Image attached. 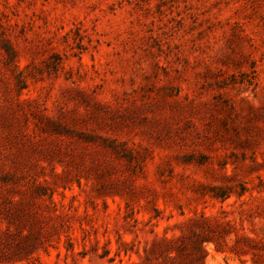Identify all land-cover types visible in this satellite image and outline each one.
<instances>
[{"label": "rangeland", "instance_id": "1", "mask_svg": "<svg viewBox=\"0 0 264 264\" xmlns=\"http://www.w3.org/2000/svg\"><path fill=\"white\" fill-rule=\"evenodd\" d=\"M0 264H264V0H0Z\"/></svg>", "mask_w": 264, "mask_h": 264}]
</instances>
